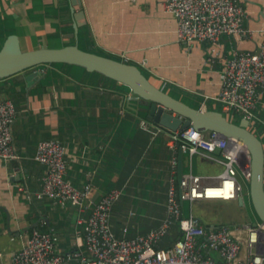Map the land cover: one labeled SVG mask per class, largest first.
Here are the masks:
<instances>
[{"label":"crops","instance_id":"obj_1","mask_svg":"<svg viewBox=\"0 0 264 264\" xmlns=\"http://www.w3.org/2000/svg\"><path fill=\"white\" fill-rule=\"evenodd\" d=\"M161 1L81 0L74 8L84 10V24L73 34L68 0H0V48L11 34L18 36L23 50L76 42L83 49L136 64L153 83L194 107L215 109L220 63L205 62L209 44L178 40L176 18ZM242 2L249 14L246 23L255 32L242 40L224 37L221 54L257 45L258 30L264 27V0ZM33 70L39 76L30 81V70L0 78V100L11 99L17 110L12 132L18 154L16 159L0 158V264H12L14 253L43 221L55 227L60 251L83 246L76 207L35 196L43 165L34 152L42 139H59L65 145L66 177L78 187L91 184L90 199H99L111 188L122 190L110 217L117 236L133 237L158 227L166 215L171 159L178 158L182 142L171 147L172 131L136 111L129 87L117 80L63 62ZM258 114L264 121V102ZM182 152L183 172L217 175L222 165L220 150L191 156ZM244 166L249 168V160L239 167L240 182L248 184ZM174 175L177 179V172ZM192 203H183L184 213L193 211ZM164 239L172 243L174 231Z\"/></svg>","mask_w":264,"mask_h":264},{"label":"built area","instance_id":"obj_2","mask_svg":"<svg viewBox=\"0 0 264 264\" xmlns=\"http://www.w3.org/2000/svg\"><path fill=\"white\" fill-rule=\"evenodd\" d=\"M164 9L177 22L176 34L186 44L206 43V63H220V87L213 96L229 120H248V128L264 145V121L258 108L264 102V27L254 49L233 47L221 54L224 38L242 40L255 32L246 23L248 11L242 0H162ZM205 108V107H204ZM214 109V108H213ZM217 109V107L215 108ZM16 106L11 99L0 100V158L16 159L12 125ZM170 146L182 142V151L190 156L201 151L220 149L218 160L224 167L217 175L183 172L175 178L177 158L171 159L165 202L166 215L158 227L133 237L117 236L111 226L113 204L122 194L111 188L97 200L90 199L91 184L74 185L66 177V147L59 139H42L35 148L34 159L43 165L37 198L76 207L83 246L68 251L58 249L59 236L54 226L33 227L23 246L14 253L12 264H264V222L209 226L183 203L202 199L237 200L244 197V185L238 172L242 159L237 141L222 137L214 130L200 131L192 125L171 132ZM247 153V152H246ZM245 159V158H244ZM244 178L250 171L242 167ZM24 189V185L19 186ZM176 229L175 239L167 246L162 240Z\"/></svg>","mask_w":264,"mask_h":264},{"label":"water","instance_id":"obj_3","mask_svg":"<svg viewBox=\"0 0 264 264\" xmlns=\"http://www.w3.org/2000/svg\"><path fill=\"white\" fill-rule=\"evenodd\" d=\"M74 16V33L84 24L85 12L76 10L81 0H68ZM69 63L84 67L88 71H97L103 75L127 85L132 93L131 102L135 110L147 118L171 131L183 130L192 125L200 131L214 130L222 137L241 142L249 154L250 176L248 195L258 220L264 222V145L262 140L252 132L248 120L239 122L229 120L220 110L194 107L153 83L149 77L134 63L113 56L83 49L71 43L60 47L40 46L23 50L16 34L9 35L0 48V78L18 72L30 70L27 80L39 76L33 68L44 63ZM216 149L215 151H219ZM183 174V152L177 158V179ZM239 205L245 203L244 197L237 198ZM256 224V221L253 222Z\"/></svg>","mask_w":264,"mask_h":264},{"label":"rangeland","instance_id":"obj_4","mask_svg":"<svg viewBox=\"0 0 264 264\" xmlns=\"http://www.w3.org/2000/svg\"><path fill=\"white\" fill-rule=\"evenodd\" d=\"M242 159V165L248 162V159H244L242 155L239 156ZM224 169L223 165L217 168L216 173L222 172ZM240 178V173L238 172ZM244 185V200L243 205H239L237 200H221V199H202L195 200L192 203L193 213L206 223L208 222H225L227 224H241L243 222L251 221L257 222L258 217L256 216L254 209L250 203L248 195V184ZM188 202V201H187Z\"/></svg>","mask_w":264,"mask_h":264},{"label":"trees","instance_id":"obj_5","mask_svg":"<svg viewBox=\"0 0 264 264\" xmlns=\"http://www.w3.org/2000/svg\"><path fill=\"white\" fill-rule=\"evenodd\" d=\"M217 109H220V108L217 107ZM201 219H202V218H201ZM203 222H204V221H203ZM173 231H174V233H175V235H176V229H174ZM165 237H166V236H165ZM168 237L170 238V235H169ZM167 240H168V239H167ZM167 240L163 238L161 244H162L163 246H167V245H169L170 242H169V243H166Z\"/></svg>","mask_w":264,"mask_h":264},{"label":"bare ground","instance_id":"obj_6","mask_svg":"<svg viewBox=\"0 0 264 264\" xmlns=\"http://www.w3.org/2000/svg\"><path fill=\"white\" fill-rule=\"evenodd\" d=\"M238 144L241 146V149L246 150L245 145H243L241 142H238ZM248 153L245 152V156H247ZM249 157V154H248ZM249 171H250V164H249ZM250 176V175H249Z\"/></svg>","mask_w":264,"mask_h":264}]
</instances>
